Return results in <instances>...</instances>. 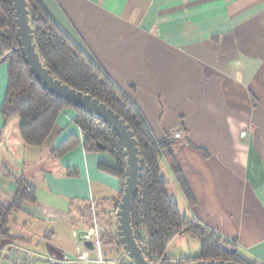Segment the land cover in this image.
Wrapping results in <instances>:
<instances>
[{
    "label": "crops",
    "instance_id": "crops-1",
    "mask_svg": "<svg viewBox=\"0 0 264 264\" xmlns=\"http://www.w3.org/2000/svg\"><path fill=\"white\" fill-rule=\"evenodd\" d=\"M39 2L138 109L157 141L181 135L173 141L175 162L191 206L161 165L180 213L264 264V0ZM6 87L1 62L0 108ZM73 119L64 110L37 149L23 145L17 120L5 125L0 115V201L16 193L8 174L35 188L26 217L40 223L59 224L93 203L115 209L119 181L98 169L114 161L83 150ZM70 136L77 146L50 160ZM13 247L21 248L8 243L0 250V264H12Z\"/></svg>",
    "mask_w": 264,
    "mask_h": 264
},
{
    "label": "trees",
    "instance_id": "trees-1",
    "mask_svg": "<svg viewBox=\"0 0 264 264\" xmlns=\"http://www.w3.org/2000/svg\"><path fill=\"white\" fill-rule=\"evenodd\" d=\"M26 2L29 24L43 66L55 79L69 88L104 104L124 120L134 134L141 163L139 188L133 203L131 223L135 240L145 258L152 264H191L209 260L250 264L237 252L234 255L224 252L222 247L233 246L199 223L188 220L180 213L176 203L169 198L168 182L162 174V164L168 168L187 203L192 205L175 162L178 146L173 141L178 139L165 135L163 139L157 141L138 109L57 27L39 0ZM1 62L7 64V87L0 108L3 123L6 125L17 120L18 134L23 145L38 149L43 147L50 136L59 115L66 109L72 110L73 123L83 138V150L87 153H105L114 161V166L99 164L98 169L119 181L121 198L126 164L118 137L100 119L50 94L30 74L19 50L10 0H0ZM98 145L104 149H99ZM76 146V138L70 136L55 150L49 152L48 158L57 161ZM7 177L15 180L17 189L11 201L7 203L0 201V250L5 244L18 239L11 234L10 226L15 223L19 214L30 217L26 206L36 202L35 188L23 177L15 178L8 174ZM118 203L119 201L116 202L115 212ZM180 235H186L199 243L200 253L197 256L180 259L167 256L165 250L169 239ZM114 240L122 249L117 236ZM111 242L108 240L106 244ZM121 260L132 263L128 257Z\"/></svg>",
    "mask_w": 264,
    "mask_h": 264
},
{
    "label": "water",
    "instance_id": "water-1",
    "mask_svg": "<svg viewBox=\"0 0 264 264\" xmlns=\"http://www.w3.org/2000/svg\"><path fill=\"white\" fill-rule=\"evenodd\" d=\"M12 4L14 24L19 50L25 64L29 68L30 74L50 94L55 95L64 102L71 104L75 108L84 110L90 115L100 119L118 137L123 155L125 157L126 168L124 171V187L116 210V236L122 250L133 264H152L143 255L139 248L132 230L131 214L134 200L137 196L140 180V157L137 142L129 126L112 110L107 108L98 100L89 95L77 92L67 85L55 79L50 71L46 69L40 61L33 38V31L29 24V12L26 0H10ZM99 149H104L98 145ZM84 246L89 250H94L91 241H85ZM227 254L234 255L233 248L222 247ZM191 264H235L234 262L223 260L197 261Z\"/></svg>",
    "mask_w": 264,
    "mask_h": 264
},
{
    "label": "rangeland",
    "instance_id": "rangeland-1",
    "mask_svg": "<svg viewBox=\"0 0 264 264\" xmlns=\"http://www.w3.org/2000/svg\"><path fill=\"white\" fill-rule=\"evenodd\" d=\"M169 198L176 203L171 195ZM113 209L114 207L110 208L101 203H93L79 209L73 213L71 219L59 224L40 223L19 214L15 223L10 226L11 234L18 237L13 243L34 255L37 259L35 264H44V258H59L63 254L79 260H95L104 257L100 249L105 252L106 259H126L127 255L114 240L117 221ZM108 240L112 242L106 244ZM85 241H92L94 250L87 249L84 246ZM165 253L173 259L194 257L200 253V245L186 235L174 236L169 239ZM243 259L250 264H257Z\"/></svg>",
    "mask_w": 264,
    "mask_h": 264
},
{
    "label": "built area",
    "instance_id": "built-area-1",
    "mask_svg": "<svg viewBox=\"0 0 264 264\" xmlns=\"http://www.w3.org/2000/svg\"><path fill=\"white\" fill-rule=\"evenodd\" d=\"M240 136L241 138H245L247 137V134L243 132L240 134ZM173 137L175 139H180L181 135L177 133ZM36 260L37 259L34 257V255H32L29 251L18 247L12 248V264H35ZM42 263L44 264H133L129 261L109 260L106 259L105 257H100L95 260H79L68 254H63L59 258H44V260H42Z\"/></svg>",
    "mask_w": 264,
    "mask_h": 264
}]
</instances>
